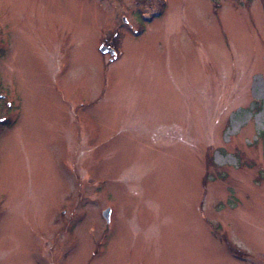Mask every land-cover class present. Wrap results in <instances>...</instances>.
I'll use <instances>...</instances> for the list:
<instances>
[{
	"label": "rangeland",
	"instance_id": "rangeland-1",
	"mask_svg": "<svg viewBox=\"0 0 264 264\" xmlns=\"http://www.w3.org/2000/svg\"><path fill=\"white\" fill-rule=\"evenodd\" d=\"M0 29V264H264V0H0Z\"/></svg>",
	"mask_w": 264,
	"mask_h": 264
},
{
	"label": "flooded vegetation",
	"instance_id": "flooded-vegetation-1",
	"mask_svg": "<svg viewBox=\"0 0 264 264\" xmlns=\"http://www.w3.org/2000/svg\"><path fill=\"white\" fill-rule=\"evenodd\" d=\"M122 5L124 6L123 3H122ZM158 15H160V10L157 12V16L156 17H158ZM152 17L154 19V16H152ZM151 20H152V18H151ZM122 21L126 22V19L123 18ZM0 32H1V29H0ZM5 46L6 45H4L2 43V39H0V57L4 56V54L6 52V47ZM105 47L108 48V51H107L106 54L112 55L113 58H116L117 56H119V54L121 52H123V51L119 50L118 45L116 46V49H115V46H113L112 44L105 45ZM0 84H5L2 81L1 73H0ZM10 92H11L10 88H8V86H5L4 89L1 90V93H0V104L1 103H3L4 105L6 104V109H5V112H4L5 114L0 116V123L1 124L3 123L5 126L9 125V127L11 128L15 124L18 115L16 114V110H17L16 104L14 103V99L11 98V96H10L11 95ZM0 107H1V105H0ZM7 121H9L8 124H6ZM9 127H6V128H9Z\"/></svg>",
	"mask_w": 264,
	"mask_h": 264
},
{
	"label": "water",
	"instance_id": "water-1",
	"mask_svg": "<svg viewBox=\"0 0 264 264\" xmlns=\"http://www.w3.org/2000/svg\"><path fill=\"white\" fill-rule=\"evenodd\" d=\"M100 51H101L102 53H106V52L108 51V48L105 47V46H100ZM102 215H103V217L105 218V220L108 222V221H109V217H110V209L107 208L106 210H104V211L102 212Z\"/></svg>",
	"mask_w": 264,
	"mask_h": 264
}]
</instances>
